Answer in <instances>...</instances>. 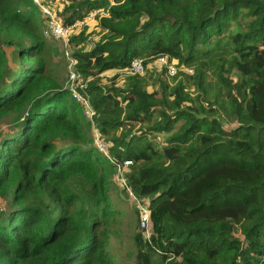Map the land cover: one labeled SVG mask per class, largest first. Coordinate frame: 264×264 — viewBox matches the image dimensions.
<instances>
[{
    "label": "trees",
    "instance_id": "trees-1",
    "mask_svg": "<svg viewBox=\"0 0 264 264\" xmlns=\"http://www.w3.org/2000/svg\"><path fill=\"white\" fill-rule=\"evenodd\" d=\"M93 10L107 14L100 35L84 25L68 40L90 121L49 69L39 7L0 0V264H115V171L93 129L149 201L135 264H264V1L61 0L54 12L71 26ZM159 56L178 69L171 83L164 68L124 74Z\"/></svg>",
    "mask_w": 264,
    "mask_h": 264
},
{
    "label": "built area",
    "instance_id": "built-area-1",
    "mask_svg": "<svg viewBox=\"0 0 264 264\" xmlns=\"http://www.w3.org/2000/svg\"><path fill=\"white\" fill-rule=\"evenodd\" d=\"M33 3L39 7V11L41 16L46 20L47 26V35L54 42H62V44H68V40L71 36L75 35L78 29H81L84 25L89 22L94 21L98 16L107 15L103 10H93L87 16L83 22H77L72 24L71 26H64L61 21L56 19L55 12L50 6H45L42 4V0H32ZM75 61L69 57L68 64V79H67V87L69 94L72 99H74L83 109L85 116L91 121L94 110L89 103L88 96L85 93L86 82L81 79V77L73 70V66ZM156 64L165 69V74L169 78H173L177 75V67L174 62L168 61V59L164 56H159L156 59ZM145 67L143 64V60L136 59L134 60L129 70L124 73L125 75H144ZM185 73L191 74V69H183ZM92 144L94 148L104 155L111 165L114 168L115 176L114 179L117 181V184L121 186V188L126 192L131 200L136 203V208L139 216V232H141L145 242L150 244V236L151 232V222H150V209H149V201L138 200L132 193L131 189L127 185L126 181V173L128 172V168L132 165L130 160H124L123 162H119L110 157L108 153V144L104 141L102 136L93 129L92 133Z\"/></svg>",
    "mask_w": 264,
    "mask_h": 264
},
{
    "label": "rangeland",
    "instance_id": "rangeland-1",
    "mask_svg": "<svg viewBox=\"0 0 264 264\" xmlns=\"http://www.w3.org/2000/svg\"><path fill=\"white\" fill-rule=\"evenodd\" d=\"M50 7L53 8L54 11L58 9L60 10L61 0H56L53 2V4H51ZM95 24V20L86 24L88 27V32L94 34V38L100 35V30L99 28H96ZM80 30L81 29H78V31ZM47 45L49 46V51L46 57L48 59L49 69L54 73V75L58 77L62 86L66 88L69 57L71 56L72 48L68 44L54 42L52 39L47 40ZM5 51L8 55L10 66L15 67L18 64L16 50L12 48H5ZM146 70L159 74L162 71V67L156 64V62H152L149 69H145V73ZM113 76L114 74L112 73H104L101 76L102 83L105 84L107 80L111 79ZM124 79V74L120 75L119 80L123 82ZM168 81L171 83V79ZM149 89L152 88L149 87ZM9 128L10 126L8 125L7 121L0 122V132L7 133ZM163 138H165L164 135L159 136V142H163ZM112 182L113 184L110 188V198L116 215L114 216L115 221L112 225L114 234L110 238V241L107 245V250L109 251L115 264H135L136 249L134 245V236L139 232V216L137 213L136 203L131 200L127 194L123 193V189L117 184V181L114 179V177ZM2 202L4 203V201L1 200V203Z\"/></svg>",
    "mask_w": 264,
    "mask_h": 264
},
{
    "label": "crops",
    "instance_id": "crops-1",
    "mask_svg": "<svg viewBox=\"0 0 264 264\" xmlns=\"http://www.w3.org/2000/svg\"><path fill=\"white\" fill-rule=\"evenodd\" d=\"M112 74H114V73H112Z\"/></svg>",
    "mask_w": 264,
    "mask_h": 264
}]
</instances>
